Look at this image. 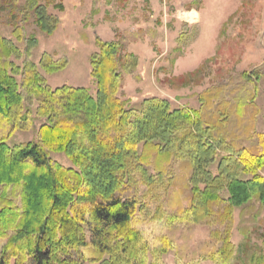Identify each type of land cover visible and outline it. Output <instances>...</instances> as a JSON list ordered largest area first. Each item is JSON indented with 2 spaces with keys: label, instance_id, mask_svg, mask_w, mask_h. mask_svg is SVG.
Instances as JSON below:
<instances>
[{
  "label": "trees",
  "instance_id": "1",
  "mask_svg": "<svg viewBox=\"0 0 264 264\" xmlns=\"http://www.w3.org/2000/svg\"><path fill=\"white\" fill-rule=\"evenodd\" d=\"M45 1L0 0V264H166L175 248L190 256L185 264H233L235 210L256 221L264 208V134L233 139L237 117L244 127L255 117L254 89L221 85L205 93L203 110L156 97L130 105L118 90L138 60L100 38L91 57L96 93L52 88L40 67L50 74L67 62L43 55L36 63L39 39L27 32L31 24L47 35L57 29ZM36 119H45L37 141L10 144ZM198 226L206 234L197 242ZM255 255L242 264H264Z\"/></svg>",
  "mask_w": 264,
  "mask_h": 264
},
{
  "label": "rangeland",
  "instance_id": "2",
  "mask_svg": "<svg viewBox=\"0 0 264 264\" xmlns=\"http://www.w3.org/2000/svg\"><path fill=\"white\" fill-rule=\"evenodd\" d=\"M192 11L198 18L181 16ZM49 12L60 20L54 33L40 32L35 24L29 25L27 32L39 39L33 57L36 63L40 64L43 55L67 62L65 69L50 74L40 67L50 87L87 86L95 94L90 71L91 57L99 51L96 40L117 41L123 55L133 54L138 60L135 69L122 71L120 99L131 105L147 98H164L173 107L203 110L208 106L209 90L248 83L255 91L249 114L252 116L253 109L256 114L246 127L237 117L233 139L246 143L264 134V0H52ZM217 102L213 99V104ZM44 121L36 119L35 127L16 132L10 144L37 141ZM51 155L67 167L72 165L63 153ZM174 168L178 182H183L186 173L179 164ZM260 173L264 176V168ZM239 175L246 179L252 176ZM241 210H235L232 241L237 260L233 264L250 261L256 253V257L264 254V208L256 221ZM180 233V229L175 231L178 238ZM205 234L198 226L192 238L198 242ZM189 258L175 248L164 254L163 261L185 264ZM197 264L216 262L200 258Z\"/></svg>",
  "mask_w": 264,
  "mask_h": 264
},
{
  "label": "bare ground",
  "instance_id": "3",
  "mask_svg": "<svg viewBox=\"0 0 264 264\" xmlns=\"http://www.w3.org/2000/svg\"><path fill=\"white\" fill-rule=\"evenodd\" d=\"M181 16H182L183 18H186V19L190 18L191 20H194V19L198 18V13L195 12V11L188 12V13H186V12H182V13H181Z\"/></svg>",
  "mask_w": 264,
  "mask_h": 264
}]
</instances>
